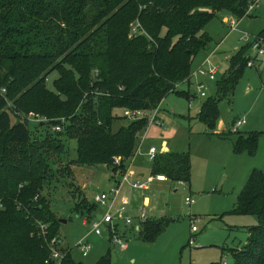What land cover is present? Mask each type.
Instances as JSON below:
<instances>
[{
  "label": "trees",
  "instance_id": "obj_1",
  "mask_svg": "<svg viewBox=\"0 0 264 264\" xmlns=\"http://www.w3.org/2000/svg\"><path fill=\"white\" fill-rule=\"evenodd\" d=\"M253 2L0 0V264H48L49 251L37 223L48 225L49 237L58 235L60 224L43 189L54 175L58 179L49 159L64 152L59 137L76 142L72 160L76 165L123 172L148 123L130 121L113 132L118 118L113 112L150 111L169 94L194 98L177 86L192 73L196 54L207 49L205 25L220 10L236 19L250 16L247 8ZM135 23L144 34L130 36ZM256 37L264 41V28ZM247 48L230 58L215 82V95L200 107L197 117L209 128L218 120V103L232 97L247 66ZM52 72L58 76L50 90L47 78ZM36 116L46 120L42 126L49 128L61 119L65 124L60 132L33 142L28 126ZM255 142L256 134L246 139L238 136L233 153L252 154ZM115 158H120L118 166L113 164ZM149 171L172 183H188V153L156 155ZM88 209L91 220L96 206ZM232 213L254 216L257 225L248 229L240 250L230 251L232 262L226 264H264V173L260 169L251 170ZM168 222L163 217L148 218L138 231L130 229L132 235L152 242ZM64 254L61 264H74L69 250Z\"/></svg>",
  "mask_w": 264,
  "mask_h": 264
},
{
  "label": "rangeland",
  "instance_id": "obj_2",
  "mask_svg": "<svg viewBox=\"0 0 264 264\" xmlns=\"http://www.w3.org/2000/svg\"><path fill=\"white\" fill-rule=\"evenodd\" d=\"M232 20L238 22L237 31H230L228 25ZM263 28L264 0H260L250 16L241 19L220 10L204 27L209 43L206 50L196 54L191 65L192 72L202 66L215 48L205 67L216 68L217 78L225 73L230 58L236 52L248 47L246 55L254 58L256 52L249 45ZM245 34L248 35L247 41ZM250 59L247 57V60ZM57 76L56 72L48 76V89L53 90V80ZM205 86L206 96H214L215 82H206ZM178 88L179 92H186L188 87L181 84ZM207 97L196 95L188 99L184 95H167L159 105L161 126L148 125L141 132L140 136L146 133L145 148H158L165 141L169 152L188 153L190 179L183 184L155 179L146 190L123 188L122 195L129 203L126 215L136 216L142 208V200L147 197V217L169 220L164 231L152 242L128 233L122 238L126 244L124 250L110 241L105 227L101 228L100 236L91 233L86 216L95 197L113 185L110 171L104 166L76 165L72 161L76 157V142L59 137L64 143V152L51 155L49 159L54 162L52 168L56 170L58 179L54 175L46 181L43 192L55 218L65 221V224H60L58 236L62 240V250H69L74 264L232 262L230 251L240 250L246 244L248 229L257 225L254 216L235 215L232 209L251 170L260 169L264 173V55L257 56L253 67L243 69L232 97L218 103L219 115L214 128L207 127L197 117ZM113 113L120 118L114 122L113 132L131 121L130 118H123L122 110ZM42 120L43 123L46 121ZM236 120H244L245 124L237 133H231ZM43 123L30 121L28 128L33 142H40L51 134L49 126H42ZM254 134L256 142L252 154L247 150L233 153V144L238 136L246 139ZM138 161L135 162L134 172H142L146 179L150 176L149 164L143 159ZM187 197L194 203L186 205ZM84 220L86 224H83ZM191 225L198 229L194 234L190 233ZM83 238L91 247L85 255L77 248ZM190 239L194 246L188 245Z\"/></svg>",
  "mask_w": 264,
  "mask_h": 264
},
{
  "label": "built area",
  "instance_id": "obj_3",
  "mask_svg": "<svg viewBox=\"0 0 264 264\" xmlns=\"http://www.w3.org/2000/svg\"><path fill=\"white\" fill-rule=\"evenodd\" d=\"M260 0H254L252 4H250L247 8V14H250L252 11L256 9ZM230 31L238 30V22L234 20L229 21ZM144 34L142 30H140V26L138 23H135L131 26L130 36L141 35ZM245 41L248 40V35H244ZM250 48H252L256 52L255 58L257 56L264 55V41L260 38L254 37L253 41L250 43ZM216 51V48L209 54L208 58L205 62L200 66L196 71L192 72L189 78L185 81L184 84L187 85L186 92L193 93L195 97L198 95L200 98H205L206 86L205 83H213L218 79L217 69L211 66H206L208 64V60L210 56H212ZM248 59L249 56H248ZM255 59V60H256ZM254 66V59H250L247 62V67ZM180 86V85H179ZM177 86V89H179ZM160 112L159 106L150 111H123V118H130L131 121L146 119L148 125H158L161 126L160 119L158 118V114ZM29 121H38L43 123V120L39 117H31ZM65 120H59V124L51 125V132H60L62 129V125L64 126ZM245 124L244 120H236L232 127L231 133H237L238 129ZM147 128V127H146ZM146 133L140 137L138 144L135 148L134 154L129 162H127L124 171H118L116 173L110 172V178L113 182V185L106 192H102L95 197L93 200V204L96 206V210L94 211L93 218L89 220L91 226V233H94L96 236L101 235V228L105 227L110 241L119 245L121 250L126 248V244L122 241L123 231L127 228L134 229L135 231L139 230L140 225H142L147 219V215L145 210L149 207V200L145 197L142 200V208L138 210V214L136 216H128L126 215L127 207L129 205L128 200L125 196L122 195V190L124 187L138 190H146L150 184V182L157 180H165L164 177H153L149 176L144 179V174L140 171L134 172L135 162L137 159L141 158L149 165L152 163L156 155L164 154L168 152L166 142L160 144L158 148L156 147H144ZM114 165L118 166L120 164V158H115ZM178 184H183V182H178ZM194 201L191 198H185V204L191 205ZM1 208V204H0ZM101 210V212H99ZM97 215H100L99 219H97ZM88 220V219H87ZM193 222V221H192ZM87 221H83V224H86ZM40 234L42 235L46 247L49 251V258L46 263L48 264H61L63 257L66 255L62 250V240L57 236L49 237L48 236V225L43 223H37ZM124 229V230H123ZM198 231L197 227L194 225L190 226V233L194 234ZM189 246H194L193 240L190 239L188 242ZM77 248L80 253L85 255L87 254L91 247L88 243L84 241V238L80 240L77 244ZM226 264V262H223Z\"/></svg>",
  "mask_w": 264,
  "mask_h": 264
},
{
  "label": "water",
  "instance_id": "obj_4",
  "mask_svg": "<svg viewBox=\"0 0 264 264\" xmlns=\"http://www.w3.org/2000/svg\"><path fill=\"white\" fill-rule=\"evenodd\" d=\"M99 212H101V210ZM96 217H97V219H99L100 215H97ZM58 223L59 224H65V221L60 219V220H58Z\"/></svg>",
  "mask_w": 264,
  "mask_h": 264
},
{
  "label": "crops",
  "instance_id": "obj_5",
  "mask_svg": "<svg viewBox=\"0 0 264 264\" xmlns=\"http://www.w3.org/2000/svg\"><path fill=\"white\" fill-rule=\"evenodd\" d=\"M165 141H162V143H164ZM167 144V143H166ZM131 232V229L130 228H127V232H126V236L128 235L127 233H130Z\"/></svg>",
  "mask_w": 264,
  "mask_h": 264
}]
</instances>
